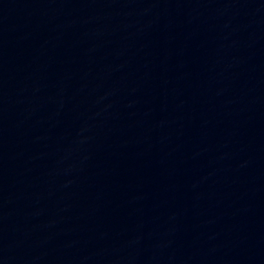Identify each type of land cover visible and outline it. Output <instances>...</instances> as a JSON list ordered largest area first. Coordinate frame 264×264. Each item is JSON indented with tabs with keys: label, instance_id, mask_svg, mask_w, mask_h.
Returning a JSON list of instances; mask_svg holds the SVG:
<instances>
[{
	"label": "water",
	"instance_id": "95a60500",
	"mask_svg": "<svg viewBox=\"0 0 264 264\" xmlns=\"http://www.w3.org/2000/svg\"><path fill=\"white\" fill-rule=\"evenodd\" d=\"M0 264H264V0H0Z\"/></svg>",
	"mask_w": 264,
	"mask_h": 264
}]
</instances>
